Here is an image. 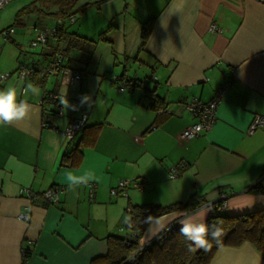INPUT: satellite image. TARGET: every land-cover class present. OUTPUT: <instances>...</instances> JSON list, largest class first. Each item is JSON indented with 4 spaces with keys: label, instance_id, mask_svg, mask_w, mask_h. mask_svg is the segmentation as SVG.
Masks as SVG:
<instances>
[{
    "label": "crops",
    "instance_id": "0c3cea01",
    "mask_svg": "<svg viewBox=\"0 0 264 264\" xmlns=\"http://www.w3.org/2000/svg\"><path fill=\"white\" fill-rule=\"evenodd\" d=\"M115 6L125 14L121 37L126 47L119 63L126 68L112 71L114 77L106 81L83 73L77 66L80 54L71 52L83 80L70 91L64 116L55 120L59 131L42 127L41 104L46 91L58 89V79L41 84L36 75L2 85L14 88L18 101L31 107L22 120L0 124V264H91L108 253L110 236L132 235L130 206L185 204L194 196L207 200L197 211L153 220L140 245L151 243L168 227L181 229L180 221L206 224L223 195L228 199L221 215L245 216L264 209V128L249 131L255 116L264 117V0L104 2V7ZM151 20L153 29L140 49L143 24ZM214 25L217 31L212 33ZM15 35L11 41L18 44ZM55 48L51 41L39 54L24 55L20 66H45ZM118 59H112L114 68ZM123 74L122 81L134 85L132 91L121 92L113 83ZM225 83L231 84L214 127L182 140L183 130L197 122L183 104L195 98L206 103ZM29 84L32 90L25 94ZM158 99L162 110L152 107ZM84 104L90 114L87 127L69 142L62 132ZM97 126L96 143L84 145ZM77 147L82 164L65 166L64 156ZM172 167L180 176L171 180ZM124 178L141 179L144 190L131 187L126 196H111ZM54 186L65 189L56 205L32 202L20 191L29 188L38 195ZM24 251L30 253L25 261ZM211 264H264V257L246 243L218 250Z\"/></svg>",
    "mask_w": 264,
    "mask_h": 264
},
{
    "label": "trees",
    "instance_id": "16d2710c",
    "mask_svg": "<svg viewBox=\"0 0 264 264\" xmlns=\"http://www.w3.org/2000/svg\"><path fill=\"white\" fill-rule=\"evenodd\" d=\"M79 1L80 0H31L29 5L24 6V8L18 11L15 16L16 21L14 25L21 24L25 17L33 15L39 20L42 16L54 18V20H57L55 24L57 33L56 37L49 42H56V47L59 51L68 57L71 52L82 51L87 53L90 59L93 57L96 42L69 32L66 26L68 19L73 16L75 17L79 12L83 14L87 10V6L77 10ZM103 1L101 3H103ZM153 22L154 20H151L143 24L141 32L142 44L140 49H142L149 39L148 37L153 29ZM36 28L43 29L46 27H41V23L38 21ZM3 31L1 35L4 33ZM11 39L12 37L9 38V40ZM21 67L24 66H20V68ZM124 77L123 74V77H121L119 81H122ZM43 83L44 82L41 80V84ZM113 83L115 84L116 82L113 81ZM125 83L130 87L134 86L132 82L126 81ZM152 107L155 110H162L163 102L158 99ZM100 128V126H97L92 139L86 141L84 145L92 146L96 143ZM73 151L71 155L64 156L62 162L65 166L72 168L79 167L82 164L83 153L80 147H77ZM39 200L42 199L39 198ZM206 204L207 200L205 197L194 196L185 204L176 203L171 206H156L153 204L130 206L129 212L132 216L130 227L135 234V239L128 241L123 237L110 236L108 238V253L103 257L91 260V264H126L128 258L137 253L141 248L140 240L153 220L178 211L194 212ZM206 224L209 226L208 238L212 244L209 251H190L189 244L191 242L180 234V229H176L173 237L166 239L162 243L152 241L148 247L139 252L138 264H211L218 250L225 247L237 248L246 243H251L256 251L264 257V209L245 216L232 217L221 215L218 211V205H216ZM218 228L222 230L219 243L212 240V233ZM25 252L24 261L30 255L29 252Z\"/></svg>",
    "mask_w": 264,
    "mask_h": 264
},
{
    "label": "built area",
    "instance_id": "2783aa9c",
    "mask_svg": "<svg viewBox=\"0 0 264 264\" xmlns=\"http://www.w3.org/2000/svg\"><path fill=\"white\" fill-rule=\"evenodd\" d=\"M11 0H0V11L4 10L5 7ZM77 22V17H71L67 20L66 24H75ZM36 34L32 40V47L40 48L42 50L47 49L50 44V40L56 37V26L52 29L43 28L37 29L35 28ZM212 33L217 31V27L214 25L211 30ZM2 34L4 40L7 42L10 37L15 35L14 28H8L6 31H3ZM50 61L43 67H35V68H26L21 67L17 72V76L19 80H25L29 78H33V76H38L40 80L44 83L49 81L51 78L58 79L59 85L58 89L54 92L46 91L42 98L41 104L44 105L43 108V123L42 127L44 129H52L54 131H59L57 125L55 124V120L59 119V117L64 116L65 106L61 103V98L67 100V106H69V93L77 88H79L82 84V74L81 72L72 65L73 57L69 55L66 56L56 47L52 50ZM12 76L11 73L4 74L0 76V81L2 83L9 80ZM116 82V86L119 88L121 92L132 91L133 87L128 86L125 82L119 81L117 78L114 79ZM231 83H225L221 87L217 89L214 94V98L206 103L202 102L199 99H193L190 103L183 104V107L197 118V122L194 125L183 130L181 139L182 140H193L203 133H207L210 131L215 123L217 118L218 106L224 101L225 94L227 89L229 88ZM47 105V106H45ZM90 114L88 113L87 107L84 104L80 107V115L72 118L67 125L65 130L62 132L63 136L69 142H73L76 138L84 131L87 127V123L89 121ZM264 128V117L261 115L255 116V120L250 127V133L253 134L257 129ZM156 129V127H154ZM180 176V171L176 167H172L170 169L169 178L176 179ZM133 187L134 189H138L140 191L144 190L143 181L141 179L136 180H128L124 178L118 184L117 188H113L111 190V196H126V191ZM21 195L27 197L32 202H36L41 198L43 202L47 205H56L61 201L62 196L65 194V189L60 186L50 187L49 190L45 191L42 194H35L29 188H23L20 190ZM95 187L91 186L90 189V197L94 196ZM227 195H223L220 201L217 203L218 211L223 212V210L227 209ZM22 219L27 221L29 217L22 216ZM176 227H168L163 232L155 237L153 241L162 243L166 239L173 237L175 235ZM125 240L132 241L135 239V234L125 235L123 237ZM152 242V241H151ZM150 245H140L141 248L137 253L128 258L126 264H138V256L139 252ZM24 251V255H25Z\"/></svg>",
    "mask_w": 264,
    "mask_h": 264
},
{
    "label": "rangeland",
    "instance_id": "374dc122",
    "mask_svg": "<svg viewBox=\"0 0 264 264\" xmlns=\"http://www.w3.org/2000/svg\"><path fill=\"white\" fill-rule=\"evenodd\" d=\"M30 1L11 0L5 9L0 11V76L8 73L13 74L8 83L9 81H17V72L20 69L18 67L24 61V55L32 57V54H39L43 51L40 48L32 47L30 43V30L32 24L38 19L36 16L25 17L23 24L14 25L16 21L15 15L24 6L29 5ZM102 1L80 0L77 10L85 6H87V10L83 14L81 12L76 14L77 22L75 24L67 23L66 26L69 32L96 42L93 57L90 59L85 52H75L79 53L81 58L77 66L83 70V73L103 76L104 80L107 81L114 77V72L112 71L118 69V71L123 72L126 68V64L119 63L123 62L121 50L126 47V41L121 37L124 33L123 19L125 14H123L120 7H104L105 1L101 3ZM38 21L41 23V27L48 29L54 28L57 22L54 18L47 16H42ZM11 27L16 32L15 36L18 44H14L11 40L6 42L1 35L3 30ZM112 40H115L116 44L111 42ZM116 56L119 59L116 61L117 65H115L117 67L114 68L112 59ZM127 70L131 74V65L127 67ZM21 83L19 84L21 85ZM3 84L5 83L0 81V90H3ZM75 106L72 103L71 107Z\"/></svg>",
    "mask_w": 264,
    "mask_h": 264
},
{
    "label": "clouds",
    "instance_id": "9594fccd",
    "mask_svg": "<svg viewBox=\"0 0 264 264\" xmlns=\"http://www.w3.org/2000/svg\"><path fill=\"white\" fill-rule=\"evenodd\" d=\"M30 90H32V86L29 84L24 89V93L27 94ZM17 96L18 94L14 88L0 90V124L10 125L25 117L31 105L23 99H19L18 101ZM84 99H87V97ZM61 103L64 104L65 108L67 107L66 99L61 98ZM69 179L76 181L80 178L70 176ZM157 223H159L158 220ZM180 223L183 224V227L180 229V234L184 236L186 240L191 242L189 244L190 251L203 250L207 252L211 249L212 244L208 238L209 226L207 224L199 223L193 225L192 223L185 221H180ZM221 235L222 230L218 228L212 233V240L219 243Z\"/></svg>",
    "mask_w": 264,
    "mask_h": 264
}]
</instances>
